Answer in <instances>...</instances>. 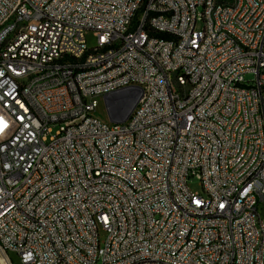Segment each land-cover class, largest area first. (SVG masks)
<instances>
[{"label": "built area", "instance_id": "obj_1", "mask_svg": "<svg viewBox=\"0 0 264 264\" xmlns=\"http://www.w3.org/2000/svg\"><path fill=\"white\" fill-rule=\"evenodd\" d=\"M263 210L264 0H0V264H264Z\"/></svg>", "mask_w": 264, "mask_h": 264}, {"label": "bare ground", "instance_id": "obj_2", "mask_svg": "<svg viewBox=\"0 0 264 264\" xmlns=\"http://www.w3.org/2000/svg\"><path fill=\"white\" fill-rule=\"evenodd\" d=\"M234 0H217V6H224V4H231ZM158 16L157 8L149 9V17ZM129 19H137V11H129ZM144 27L147 29H154V21L152 19H144ZM1 40H8V32H1ZM98 60H107V53H98ZM175 73H183V66H175ZM41 76V69H33L31 72L25 74V81H33L39 79ZM134 88L133 84H126V89ZM172 88H184V81L180 79L172 80ZM194 88V75H187L185 83V91H192ZM106 97V96H99ZM123 122V121H122ZM25 188V180H18L14 184V191H23Z\"/></svg>", "mask_w": 264, "mask_h": 264}, {"label": "water", "instance_id": "obj_3", "mask_svg": "<svg viewBox=\"0 0 264 264\" xmlns=\"http://www.w3.org/2000/svg\"><path fill=\"white\" fill-rule=\"evenodd\" d=\"M140 88H131L104 97L107 115L112 122L124 121L135 107L141 96Z\"/></svg>", "mask_w": 264, "mask_h": 264}, {"label": "rangeland", "instance_id": "obj_4", "mask_svg": "<svg viewBox=\"0 0 264 264\" xmlns=\"http://www.w3.org/2000/svg\"><path fill=\"white\" fill-rule=\"evenodd\" d=\"M227 1H229V0H227ZM86 41H87V46L89 48L95 47L97 45V38L95 37V35L92 32H90L86 35ZM251 78H252L251 75H247V77H246L247 80H249ZM97 114L100 118H102L106 121H110L108 118V115H107L106 108H105L104 97H99V106L97 109ZM58 130H59L58 125L53 127L52 132L48 134V137L56 135ZM188 183H189V187L191 188L192 191L197 192V193L202 192L201 183L196 177H190ZM262 215L264 217V210L262 211ZM106 237H107V232L104 231L103 229H100L101 241L104 242ZM8 257L11 260L12 264H21L20 257L16 253L8 252Z\"/></svg>", "mask_w": 264, "mask_h": 264}, {"label": "trees", "instance_id": "obj_5", "mask_svg": "<svg viewBox=\"0 0 264 264\" xmlns=\"http://www.w3.org/2000/svg\"><path fill=\"white\" fill-rule=\"evenodd\" d=\"M161 36H162V37H167V35H165V34H161Z\"/></svg>", "mask_w": 264, "mask_h": 264}]
</instances>
